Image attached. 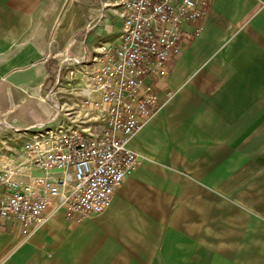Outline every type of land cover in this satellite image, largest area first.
I'll return each instance as SVG.
<instances>
[{"label":"crops","instance_id":"crops-1","mask_svg":"<svg viewBox=\"0 0 264 264\" xmlns=\"http://www.w3.org/2000/svg\"><path fill=\"white\" fill-rule=\"evenodd\" d=\"M111 2L0 0V168L24 161L55 103L78 101L80 74L69 86L58 70L119 37ZM147 82L162 105L128 140L139 165L111 205L69 217L55 199L29 227L0 217V264H264V0H210Z\"/></svg>","mask_w":264,"mask_h":264},{"label":"built area","instance_id":"built-area-1","mask_svg":"<svg viewBox=\"0 0 264 264\" xmlns=\"http://www.w3.org/2000/svg\"><path fill=\"white\" fill-rule=\"evenodd\" d=\"M209 4L112 0L123 19L121 34L89 56L62 61L58 75L66 72L67 85L80 74L78 101L64 108L54 102L57 122L35 125L23 145L24 161L0 168V217L29 227L47 219L55 199L54 211L69 217L98 214L111 205L115 190L139 165L128 140L162 105L147 81L167 74L184 38L201 32ZM190 23H196L192 31L186 28ZM61 85L57 79L54 88Z\"/></svg>","mask_w":264,"mask_h":264},{"label":"rangeland","instance_id":"rangeland-1","mask_svg":"<svg viewBox=\"0 0 264 264\" xmlns=\"http://www.w3.org/2000/svg\"><path fill=\"white\" fill-rule=\"evenodd\" d=\"M62 88H64V87L61 85V87L58 89V90H61V92H60V93H62V92L64 93V91H63V89H62ZM60 93L58 94V95L60 96V98H62L63 100H67V98H66V97H64V96L62 97V94H60ZM253 260L255 261V259H253Z\"/></svg>","mask_w":264,"mask_h":264}]
</instances>
